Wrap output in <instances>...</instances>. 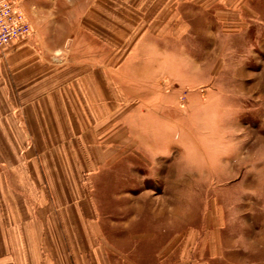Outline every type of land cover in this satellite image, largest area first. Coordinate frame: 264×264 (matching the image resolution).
<instances>
[{
	"label": "rangeland",
	"instance_id": "374dc122",
	"mask_svg": "<svg viewBox=\"0 0 264 264\" xmlns=\"http://www.w3.org/2000/svg\"><path fill=\"white\" fill-rule=\"evenodd\" d=\"M21 8L55 66L111 71L117 109L96 130L83 183L103 254L114 264H167L193 250L203 264H254L264 0H21ZM218 224L227 261L205 248Z\"/></svg>",
	"mask_w": 264,
	"mask_h": 264
},
{
	"label": "crops",
	"instance_id": "0c3cea01",
	"mask_svg": "<svg viewBox=\"0 0 264 264\" xmlns=\"http://www.w3.org/2000/svg\"><path fill=\"white\" fill-rule=\"evenodd\" d=\"M51 59L33 39L0 53V264H114L83 183L117 90L110 70ZM255 216L251 259L264 264V207ZM222 227L204 235L212 260L229 259ZM186 254L167 264H203Z\"/></svg>",
	"mask_w": 264,
	"mask_h": 264
},
{
	"label": "built area",
	"instance_id": "2783aa9c",
	"mask_svg": "<svg viewBox=\"0 0 264 264\" xmlns=\"http://www.w3.org/2000/svg\"><path fill=\"white\" fill-rule=\"evenodd\" d=\"M34 34L21 0H0V53L28 44Z\"/></svg>",
	"mask_w": 264,
	"mask_h": 264
}]
</instances>
